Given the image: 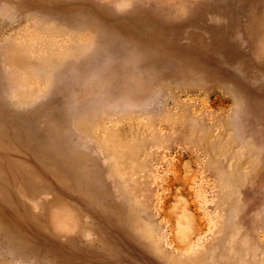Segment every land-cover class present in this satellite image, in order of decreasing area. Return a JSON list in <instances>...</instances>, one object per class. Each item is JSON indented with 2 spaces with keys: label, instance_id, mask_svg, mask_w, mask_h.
<instances>
[{
  "label": "rangeland",
  "instance_id": "374dc122",
  "mask_svg": "<svg viewBox=\"0 0 264 264\" xmlns=\"http://www.w3.org/2000/svg\"><path fill=\"white\" fill-rule=\"evenodd\" d=\"M0 264H264V0H0Z\"/></svg>",
  "mask_w": 264,
  "mask_h": 264
}]
</instances>
